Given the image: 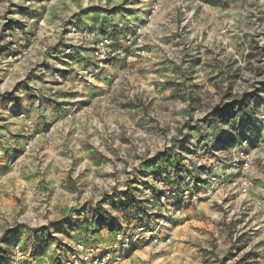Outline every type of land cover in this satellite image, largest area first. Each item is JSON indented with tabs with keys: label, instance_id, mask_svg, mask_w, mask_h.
Returning <instances> with one entry per match:
<instances>
[{
	"label": "rangeland",
	"instance_id": "1",
	"mask_svg": "<svg viewBox=\"0 0 264 264\" xmlns=\"http://www.w3.org/2000/svg\"><path fill=\"white\" fill-rule=\"evenodd\" d=\"M205 1L0 0V259L5 264L21 261L12 258L16 241L26 253L39 238L70 242L76 224L87 226L96 213L99 240L111 244L120 222L128 231L137 219L126 212L118 217L109 201L134 187L151 158L209 163L216 158L214 143L241 144L253 134L244 144L253 183L248 193L236 191L241 175L228 173L229 157L221 156L213 196L167 223L156 244L133 246L126 264H264V136L256 118L264 106V0ZM102 35L113 42L99 60L92 50ZM82 52L89 60L81 68L73 58ZM45 61L50 71L45 81L65 86L64 99L54 104L69 103L62 123L58 117L53 128H35L30 119L11 125L6 114L11 117L20 104L4 97ZM84 68L93 72L89 79L78 78ZM49 98L52 108L56 98ZM243 98L246 106L232 117L214 116ZM91 114L107 118L98 139L87 134L90 125L80 128ZM77 128L82 142L98 141L109 155L69 153V141L79 135L53 137L54 131ZM9 129L16 130L14 138ZM194 135L199 141L192 150ZM102 156L109 166H94L91 158ZM44 249L43 257H51L52 245Z\"/></svg>",
	"mask_w": 264,
	"mask_h": 264
},
{
	"label": "built area",
	"instance_id": "2",
	"mask_svg": "<svg viewBox=\"0 0 264 264\" xmlns=\"http://www.w3.org/2000/svg\"><path fill=\"white\" fill-rule=\"evenodd\" d=\"M126 38H130V35ZM112 42L111 38L102 35L95 42L92 56L104 60ZM91 76L93 72L88 68L82 69L78 74L80 79H89ZM80 81L82 83L83 80ZM256 118L259 126L258 133L264 136V106L257 112ZM187 120L188 117H185L184 121ZM253 136L254 134L247 135L244 143L241 144L232 142L223 146L219 142L214 143L212 152L215 153L216 158L209 163L194 158L191 159V163L187 159L170 161L158 157L151 158L148 164L149 169L144 171L143 175L140 172V176L134 179V187L115 193L109 201L118 217L122 218L126 212L136 215L137 219L128 231L120 222L114 230L111 244L106 246L94 237V233L98 230L96 223L99 224L95 220L98 216L96 213L87 221V226L76 224L78 234L84 228L85 235L76 237L67 245H63L62 253L54 254L53 252L51 257L38 258L32 256L30 252L26 253L22 245L18 243L13 245L12 258L15 261L21 259L19 264H126L130 258L129 250L133 246L141 242L156 244L167 223L178 220L192 205L213 196L218 172L224 162L221 156L229 157L228 173L233 169L241 175L236 191L242 195L248 193L253 183L248 175L251 159L244 144ZM198 141V135H194L189 141L190 149L193 150ZM11 262L15 264L13 260Z\"/></svg>",
	"mask_w": 264,
	"mask_h": 264
},
{
	"label": "crops",
	"instance_id": "3",
	"mask_svg": "<svg viewBox=\"0 0 264 264\" xmlns=\"http://www.w3.org/2000/svg\"><path fill=\"white\" fill-rule=\"evenodd\" d=\"M98 24V23H97ZM112 34V33H111ZM10 50V48H9ZM83 55V56H82ZM82 55H77L79 57V59H76L77 56H74V61L77 63V65L79 67H83L84 64L89 60H87V58H85V56L88 55L87 52H82ZM48 63L45 61V64H41L39 66L36 67H32L30 69V73L28 74V76H26L24 78V81H22L19 85H17L15 87L14 90H11L9 93H7V95H10V98L4 97L5 99H11L12 101H18L19 107L17 108V110H14L11 112V117H9V114L7 116V119H12V121L10 122L11 125L13 124H22L24 121L29 120L30 121H34L35 123V128H42V127H48L50 128L52 126V128L54 127V125L56 124L54 121L58 118L61 117L60 119V124L62 123V115L64 113H67V108L65 109L66 104L69 105V103L63 104V107L60 106L58 103L56 104L57 106L54 107V104L57 101H60L61 99H64V95L61 97L62 95V91L65 90V86L64 85H59V87L61 89H57V87H55V85L51 82H49L50 78L47 79L48 81H45L47 75L45 73V71L48 70ZM48 72L50 73V71L48 70ZM45 73V74H44ZM59 95V96H58ZM16 96V97H15ZM49 97L51 98H56L54 100H52V108H49ZM54 102V103H53ZM13 102H9V105H12ZM49 104V105H48ZM101 104H104V102L101 101ZM46 109V112H42L44 108ZM8 108V107H7ZM98 116L97 114H91L86 118H89V121H85L83 123V126L80 127L81 130H84L85 124L86 126L90 128L87 131V134H90V136L92 135V138H96L98 139L99 136V131H102V129L104 128V123L107 124V118L105 119L104 117ZM100 119V121H99ZM125 119H122V121H124ZM65 122V120L63 121ZM104 122V123H103ZM80 128H77L75 131H69L66 134V131L63 132H53V137L58 138V139H62L64 140V138L69 135V138L71 140V138H73L72 135H79L75 136L74 139L72 141H69V146H68V152L69 153H83V155H91V153H98V154H102V155H109L110 150H107L106 147H104L102 144H98L99 142L96 141L93 143L92 146L87 145L85 142L81 141V133H80ZM8 132H11V138H14V135L16 133V130L11 131L10 129L8 130ZM90 132V133H89ZM13 140V139H12ZM62 140H60V144L62 145ZM10 143V142H8ZM63 146H59L58 147V157H60V155L63 154V152H61L63 149ZM62 149V150H61ZM62 161V160H61ZM92 163H94V166L100 167L102 165H104L105 167L109 166L107 164L108 160L106 158L100 157V160H93V158H91ZM69 227V223L67 224ZM100 227V226H99ZM108 230V229H107ZM110 231V230H108ZM72 232V231H71ZM101 230L99 228V230H96V232L94 233V237L99 240V237L101 235ZM78 234V231H74L72 232V236H71V241H73V239L76 238V235ZM78 236V235H77ZM110 236L108 235L107 239L109 240ZM107 240V241H108ZM55 241V240H54ZM54 241H45L43 240V238H39L38 240H36V246H31V255L34 257H42L46 250L44 249V246L47 245H52V248H54V254L57 253H62L63 251V245H67V243L69 242H65L64 244H56V242ZM53 253V252H50Z\"/></svg>",
	"mask_w": 264,
	"mask_h": 264
},
{
	"label": "trees",
	"instance_id": "4",
	"mask_svg": "<svg viewBox=\"0 0 264 264\" xmlns=\"http://www.w3.org/2000/svg\"><path fill=\"white\" fill-rule=\"evenodd\" d=\"M206 3L209 4H215L216 2H218V0H206ZM247 101L243 98L241 100L236 101H232L231 103L223 106L222 108L216 109L214 111V116H217L219 118V120H227L228 118L232 117L239 109L243 108L244 106H246ZM232 140H229L225 143H222L221 141L219 142L221 145L225 146L226 144L232 143ZM42 239V238H41ZM44 239V238H43ZM45 240V239H44ZM19 242H15L13 245L18 244ZM24 249V247H23ZM4 259H0V264H5L3 262Z\"/></svg>",
	"mask_w": 264,
	"mask_h": 264
}]
</instances>
